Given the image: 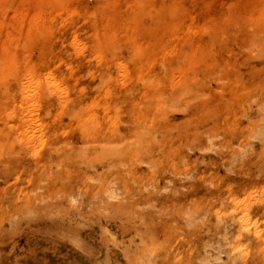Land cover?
Masks as SVG:
<instances>
[{"label":"rangeland","instance_id":"obj_1","mask_svg":"<svg viewBox=\"0 0 264 264\" xmlns=\"http://www.w3.org/2000/svg\"><path fill=\"white\" fill-rule=\"evenodd\" d=\"M48 1L0 0V264H264V0Z\"/></svg>","mask_w":264,"mask_h":264},{"label":"bare ground","instance_id":"obj_2","mask_svg":"<svg viewBox=\"0 0 264 264\" xmlns=\"http://www.w3.org/2000/svg\"><path fill=\"white\" fill-rule=\"evenodd\" d=\"M47 1V0H46ZM50 2H51V0H49ZM49 1H48V3H49ZM58 1V0H57ZM57 1H56V3H57ZM61 1H63V0H61ZM110 1V0H109ZM107 2V4H108V1H106ZM111 2V1H110ZM53 3H54V0H53ZM62 3H64V2H62ZM58 5H59V1H58V3H57ZM109 4H113L112 2L111 3H109ZM50 5V4H49ZM61 5V4H60ZM64 5V4H63ZM111 5H108V6H111ZM51 6V5H50ZM105 6V5H104ZM107 6V7H108ZM58 7H60V6H58ZM92 8H94V7H92ZM96 8V7H95ZM96 10V9H95ZM90 14H92V12L90 13ZM1 16V15H0ZM1 24V23H0ZM0 26H3V25H0ZM3 40V39H2ZM2 42V41H1ZM73 42V41H72ZM74 43V42H73ZM105 44V43H104ZM104 51V50H103ZM105 52V51H104ZM7 57V56H6ZM7 58H9V57H7ZM7 58H6V60H7ZM3 59V58H2ZM9 60V59H8ZM3 61V60H2ZM2 61H1V63H2ZM11 61V60H10ZM0 63V64H1ZM5 63L7 64V62L5 61ZM9 64H11V63H9ZM4 65V64H3ZM2 66V65H1ZM18 66V65H17ZM3 67V66H2ZM4 67H5V65H4ZM7 67H9L8 65H6V67H5V69H9V68H7ZM20 68V67H19ZM23 68H26V67H22L21 69H23ZM4 68H2V69H0V71L2 70V74L3 75H1V73H0V75L2 76V78H3V76L8 72L7 70H5ZM6 71V73H4L3 71ZM11 70V69H10ZM19 70V69H18ZM24 71H25V69H23ZM23 71V72H24ZM26 71H27V68H26ZM26 71L24 72L25 74H26ZM49 71V70H48ZM10 72V71H9ZM12 74V73H11ZM20 75V74H19ZM0 76V77H1ZM29 76V75H28ZM41 76V75H40ZM1 79V78H0ZM27 79V78H26ZM31 80V79H30ZM37 80V79H36ZM35 80V83H32L31 81H29L28 80V82H27V85H26V87L25 88H27V90H37L38 88L39 89H42V88H44V86L45 85H48V86H50L51 88H54V89H58V87L60 86V82L59 81H57L55 78H53L52 77V74L51 73H49V74H46L45 76H44V78H43V80H41V79H39L38 81H36ZM34 82V81H33ZM49 87V88H50ZM49 90V89H48ZM48 90H46V91H48ZM42 91V90H41ZM51 91V90H50ZM34 93V92H33ZM30 94H31V92H30ZM39 94V93H38ZM37 95V94H36ZM34 97H35V94H31V103H33V105H36V102H32L33 101V99H34ZM38 97V96H37ZM35 101V100H34ZM37 101V100H36ZM39 104V103H38ZM30 105H32V104H30ZM31 135V134H30ZM30 135H27V136H30ZM34 135V134H33ZM35 136V135H34ZM40 136V135H39ZM5 137V136H4ZM32 137V136H31ZM37 137V136H36ZM30 138V137H29ZM33 139V138H32ZM28 140H30V139H28ZM34 140V139H33ZM243 154V153H242ZM245 155V154H244ZM241 157H243L242 155H241ZM110 187H112V186H110ZM70 189H72V188H70ZM112 189V188H111ZM108 190V189H107ZM113 190V189H112ZM108 191V192H106L107 194H109V195H106V196H109V198H112L113 196L112 195H114L115 194V192H114V194H112L113 193V191ZM69 193V192H68ZM67 193V194H68ZM70 195V194H69ZM69 197V196H68ZM70 197H71V195H70ZM72 198V197H71ZM70 198V199H71ZM107 198V197H106ZM69 199V198H68ZM72 200V199H71ZM110 200V199H109ZM114 200V199H113ZM74 201V200H73ZM72 202V201H71ZM33 220V219H32ZM31 220V221H32ZM34 220H35V218H34ZM27 222H30V218H29V221H27ZM26 222V223H27ZM33 222V221H32ZM36 222H38V221H35V223ZM41 222H43V221H40V223ZM34 223V224H35ZM29 224V223H28ZM31 224V223H30ZM38 228H40V227H38ZM46 243V242H45ZM57 245V244H56ZM53 246V245H52ZM55 248V247H54ZM57 250V249H56ZM44 254V253H43ZM68 255V254H67ZM66 258V257H65ZM74 260V259H73ZM63 261V260H62ZM69 262V261H68ZM67 262V263H68ZM73 262V261H72ZM69 264H71V262L69 263ZM73 264H74V262H73ZM77 264V263H76Z\"/></svg>","mask_w":264,"mask_h":264}]
</instances>
